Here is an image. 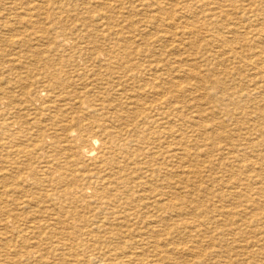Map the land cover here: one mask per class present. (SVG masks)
Listing matches in <instances>:
<instances>
[{
  "label": "bare ground",
  "instance_id": "bare-ground-1",
  "mask_svg": "<svg viewBox=\"0 0 264 264\" xmlns=\"http://www.w3.org/2000/svg\"><path fill=\"white\" fill-rule=\"evenodd\" d=\"M63 1L0 0V264H264V0Z\"/></svg>",
  "mask_w": 264,
  "mask_h": 264
},
{
  "label": "rangeland",
  "instance_id": "rangeland-1",
  "mask_svg": "<svg viewBox=\"0 0 264 264\" xmlns=\"http://www.w3.org/2000/svg\"><path fill=\"white\" fill-rule=\"evenodd\" d=\"M166 1V0H165ZM64 3H68L67 2V0H64L63 1ZM168 2H170V1H168ZM8 12V13H7ZM4 15H7V14H11V11L10 10H6V9H4V13H3ZM12 21L13 20H10V24L12 23ZM78 27V26H77ZM11 28H13V26L11 27ZM25 33V32H24ZM30 33V32H29ZM10 34H14V35H17L16 34V32L15 31H9V32H6V33H4V42H1V44H0V52L3 54V57H5L4 58V60L5 61H9L8 63L6 62L5 63V61L4 60H2V61H0V67H2V66H7V67H11V66H13V61H11L10 62V60H11V57H13V55L15 56L16 54H19L20 56H24V55H26V53L29 55V54H31L32 53V51L33 50H35V49H37V50H40V51H42V52H44L45 51V48H41V46H39V45H33V44H31V43H28V44H24V45H22V44H19V45H14L13 43H12V41H10V39L9 38H11L9 35ZM7 36V37H6ZM18 36V35H17ZM6 37V38H5ZM18 38H19V36H18ZM22 38V37H21ZM23 39V38H22ZM24 40V39H23ZM50 43L51 44H54V43H56V42H54V41H51L50 40ZM57 44V43H56ZM35 46V47H34ZM23 47H24V49H23ZM39 47V48H38ZM12 48V49H11ZM31 49H32V51H31ZM3 63V64H2ZM2 64V65H1ZM8 76V77H7ZM15 82V79H14V77L12 76V75H10V73L9 72H6L5 70H0V85L2 86H0V90H2V89H7V88H9L10 87V82ZM9 82V83H8ZM225 107H229V108H233L234 109V111L236 112V115L237 116H239V118H237V120H233V121H228L229 120V118H228V115H227V113H226V115H225V113H224V108ZM242 106L240 105V107H235V105L232 103V102H228L227 104H225V105H218V106H215V107H211L210 108V110H212V111H214L215 110V115H216V117H223V119H226V121H225V125H227V126H224L225 128H224V135L225 136H228V139L230 140V141H232L233 140V138L234 137H236L235 135H237V133L239 132V129H241V128H243V127H248V124H246L245 123V121L242 119V121L240 120L242 117H241V115H239V113L243 110V108H241ZM257 106H255V105H251L250 104V106H248V107H245L244 108V112L246 113V111H247V113H246V115L248 114L249 115V117H250V119H254L255 118V120L257 119V117H256V115H255V110L257 109L256 108ZM250 109V110H249ZM185 111L183 112L184 113V115L185 116H188L189 114L190 115H193V110L191 111L190 109H184ZM245 113L242 115V116H244L245 115ZM228 119V120H227ZM230 126V127H229ZM191 129H193V127H189L188 126V124H186L185 126H184V131L186 132V134H188V137H190L191 135H193V133H192V131L191 132H189ZM234 131H236V132H234ZM245 131V129H242V132H244ZM234 132V133H233ZM189 133H190V135H189ZM192 133V134H191ZM230 135H232V136H230ZM256 136V135H255ZM232 137V138H231ZM21 140V139H20ZM19 139H16L15 141H16V143L17 144H20V141ZM224 157H225V155H223ZM226 156H232L231 154H226ZM204 156H202L201 158H203ZM223 157V158H224ZM41 160V162H45L46 160H43V159H40ZM232 160V159H231ZM4 165V164H3ZM32 165L34 166V168H36V169H38L39 170V168H40V166H41V164H38V162L37 161H35V162H33V160H32ZM2 165H0V167H1ZM213 172V171H212ZM184 173V172H183ZM188 172H186V173H184V175H186ZM211 184V187L213 188V189H218V183L217 182H211L210 183ZM253 187V186H252ZM251 188V187H250ZM185 193V195H188V193L185 191L184 192ZM6 199V198H5ZM255 200H257L258 201V199H255ZM11 206H14V205H11Z\"/></svg>",
  "mask_w": 264,
  "mask_h": 264
}]
</instances>
